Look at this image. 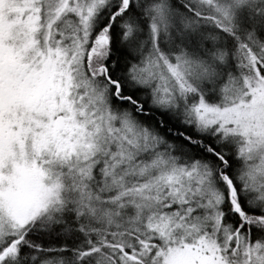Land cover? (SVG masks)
Segmentation results:
<instances>
[{
	"label": "snow or ice",
	"instance_id": "snow-or-ice-1",
	"mask_svg": "<svg viewBox=\"0 0 264 264\" xmlns=\"http://www.w3.org/2000/svg\"><path fill=\"white\" fill-rule=\"evenodd\" d=\"M0 264H264V0H0Z\"/></svg>",
	"mask_w": 264,
	"mask_h": 264
}]
</instances>
